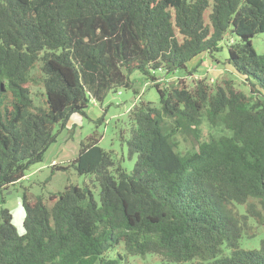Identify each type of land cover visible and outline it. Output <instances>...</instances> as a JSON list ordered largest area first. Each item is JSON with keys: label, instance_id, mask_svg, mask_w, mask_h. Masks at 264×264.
Segmentation results:
<instances>
[{"label": "trees", "instance_id": "trees-1", "mask_svg": "<svg viewBox=\"0 0 264 264\" xmlns=\"http://www.w3.org/2000/svg\"><path fill=\"white\" fill-rule=\"evenodd\" d=\"M229 31L238 39L226 62L249 92L230 79L155 83L160 106L142 100L130 113L133 169L97 133L82 140L53 167L90 183L48 197L26 189L22 234L2 208L0 264H123L150 253L161 264H264V240L240 247L255 235L251 218L264 224V54L252 42L264 0H0V190L43 160L72 114L130 87L134 70L192 74L188 64L214 58ZM205 120L220 133L203 139ZM180 135L191 148H179Z\"/></svg>", "mask_w": 264, "mask_h": 264}, {"label": "rangeland", "instance_id": "rangeland-1", "mask_svg": "<svg viewBox=\"0 0 264 264\" xmlns=\"http://www.w3.org/2000/svg\"><path fill=\"white\" fill-rule=\"evenodd\" d=\"M237 36L230 31L226 33L221 41V49L214 53V58L204 52L192 60L188 66L192 74L185 71H176L167 75L163 71L157 73L156 80H151L140 70H134L129 78L130 87H120L117 91H110L103 102L91 101L87 109V116L72 114L66 124L61 129L57 140L50 145L43 156V160L29 167L24 178L18 183L11 185L9 189L0 190V210L8 208L13 215V223L19 233H24L23 221L25 211L22 206L23 192L27 189L29 194L48 195L52 192L64 190L67 185L74 184L84 186L90 183L91 176L80 175L73 167L58 170L54 165H68L79 151L80 142L88 136L97 133L100 136V146L112 152L114 158L120 162L123 168L131 171L134 167L136 157L130 159L128 156L127 143L125 139L129 137L130 113L140 101H151L157 107L160 106L159 95L154 86L159 83L165 87L171 83H178L180 79L187 82L189 86L194 80H205L208 83L221 82L230 79L234 84L249 92V85L245 84L243 78L237 71L226 62L228 47L237 41ZM253 45L258 53L264 54V32L258 33L252 38ZM37 86L33 85L32 90ZM202 138L208 139L211 134H219L218 128H212L208 121L202 124ZM179 148L186 150L195 143L191 137L178 136ZM94 195L99 200V186L94 189ZM240 212H244V206H238ZM251 225L255 229L253 237L244 236L241 239V248H257L264 240V224H257L253 218ZM117 250L122 251L119 247ZM123 252V251H122ZM116 252L112 251L110 255ZM162 258L157 254H146L144 256H129L123 264H161Z\"/></svg>", "mask_w": 264, "mask_h": 264}]
</instances>
